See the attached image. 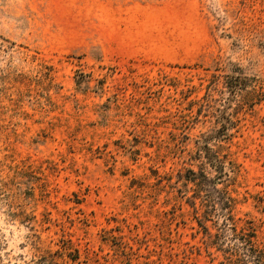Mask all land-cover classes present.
<instances>
[{
	"label": "rangeland",
	"instance_id": "rangeland-1",
	"mask_svg": "<svg viewBox=\"0 0 264 264\" xmlns=\"http://www.w3.org/2000/svg\"><path fill=\"white\" fill-rule=\"evenodd\" d=\"M263 92L264 0H0V264H222L200 168L264 248Z\"/></svg>",
	"mask_w": 264,
	"mask_h": 264
},
{
	"label": "trees",
	"instance_id": "trees-1",
	"mask_svg": "<svg viewBox=\"0 0 264 264\" xmlns=\"http://www.w3.org/2000/svg\"><path fill=\"white\" fill-rule=\"evenodd\" d=\"M239 77L241 76L237 77L238 80ZM225 163L221 157H217L211 164L220 173L216 178L230 177L225 171ZM229 163L232 165L231 161ZM189 172L191 175L186 180L193 182L195 186L193 196L202 200L205 208L203 218L207 221H213L216 215L222 218L220 225L214 224L216 226L214 234L210 232L204 220L198 219L204 232L213 235L212 244L225 255L222 264H264V248L257 242V234L252 222L247 221L240 227L237 224L233 213L237 202L228 190V185L226 184L225 188H218L215 179L205 169L200 168L199 172L190 169ZM194 205L196 207L195 203Z\"/></svg>",
	"mask_w": 264,
	"mask_h": 264
}]
</instances>
